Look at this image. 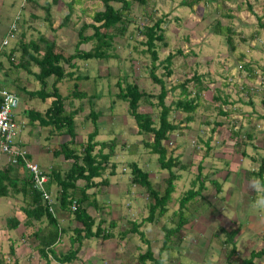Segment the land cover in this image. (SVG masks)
Returning <instances> with one entry per match:
<instances>
[{
    "label": "rangeland",
    "instance_id": "rangeland-1",
    "mask_svg": "<svg viewBox=\"0 0 264 264\" xmlns=\"http://www.w3.org/2000/svg\"><path fill=\"white\" fill-rule=\"evenodd\" d=\"M31 1L36 2L35 7ZM181 1L146 0L145 5L152 18L167 15L162 23L167 44L158 49V60L169 51H175V48L183 52V55L172 59L170 74H165L160 65L155 70L167 89L163 97L165 105L183 97L179 88L170 90V86L189 78L186 87L193 92L195 81L190 78L193 72L201 82L197 106L191 112L192 120L185 124L186 113L174 108L169 115L178 128L162 143L167 154L176 156L184 168H171L177 179L173 181L174 189L168 202H165L167 209L154 216L151 222L144 220L148 204L146 194L141 186L129 181L130 162H135L146 171L151 186L160 192L168 175L166 169L160 168L157 155L141 146L142 135L136 133L126 103L114 96L117 92L114 83L120 79L123 86L122 77L147 94H152V103H155L159 91L158 83L148 73L149 58L137 44L142 37L132 27L131 40L135 43V50H129V40L124 37L116 39L122 41L115 50L119 58L98 63L103 75L101 78L97 75L96 60L76 63L81 73H85L83 63L90 65L87 73H92L97 79L94 87L97 98L95 108L93 105L92 108L98 110L104 107L102 112L99 110V119H96L98 134L94 139L102 141L115 137L114 154L108 159V164H113V172L109 173L111 169L107 168L94 179L95 182L104 179V184L97 183L86 189L87 193L93 191L96 200V209L88 206L86 211L96 218L94 223L101 217L102 226H106L112 236L105 239L93 235L83 237L80 241L82 254L77 252L81 263L76 259L70 263H58L53 258H40L33 250L31 228H27L21 236L22 225L17 228H5L4 225L10 216L20 218V196H0V258L6 261L7 250L12 245L18 264H154L150 258L139 261L137 255L149 247L152 255L156 256L165 237L167 249L159 253L164 264H238L250 251H258L263 246L264 201L261 187L249 171H255L264 157V108L261 102L264 98V31L257 24V17L264 21V0H199L190 7L181 5ZM44 5L49 7L50 28L43 20ZM101 7L99 0H0V61L6 64L3 52L14 46L21 35L25 42L29 39L37 41L39 36L54 39L65 51L73 52L76 28L81 22H90L93 11ZM131 9L130 15L138 24L146 22L140 9L134 5ZM67 13V22L60 25ZM215 21L232 30V50L223 34L211 32ZM4 39L6 43L2 44ZM90 46L86 43L80 48L88 49ZM244 64L249 67V72L243 68ZM21 76L25 77L24 74ZM92 76L89 80L59 82V94L66 96L73 83H77L81 91L89 92ZM2 79L0 72V82ZM21 82L26 84V90L38 88L31 74ZM112 100L111 110L106 109ZM80 103L82 110L74 114L77 124L75 139L83 143L93 127L90 121L84 120L87 111L85 100L70 98V104H65V108L74 109ZM45 107L46 103L37 97L28 98L23 92L18 94L13 114L18 126L15 140L25 142L31 159L41 170H49L53 166L64 171L69 166V160L53 156L51 149L60 147L65 137L52 130L50 125L39 126L37 121L27 119V109L42 111ZM139 109L152 115L158 112L157 107H150L145 102L140 103ZM246 132L250 133L249 137ZM144 137L151 139L149 135ZM7 158L0 150V169L7 164ZM198 165L200 176L194 180ZM81 183V180L77 181V184ZM201 183L203 187L196 196L178 210L179 200L185 191L188 188L196 190ZM55 189L53 184L49 189L53 203ZM62 217V227L71 228L74 225L71 213H63ZM178 219L183 224L176 229ZM141 220L139 230L143 232V237L137 232L121 236V231L130 229L133 222ZM110 221L113 226L107 227ZM69 233L65 232L63 241L54 247L56 253L64 252L69 246ZM226 238L228 241L224 243ZM232 247L234 253L228 254ZM262 252L254 255L255 264H264Z\"/></svg>",
    "mask_w": 264,
    "mask_h": 264
},
{
    "label": "trees",
    "instance_id": "trees-1",
    "mask_svg": "<svg viewBox=\"0 0 264 264\" xmlns=\"http://www.w3.org/2000/svg\"><path fill=\"white\" fill-rule=\"evenodd\" d=\"M51 1L56 2V0ZM99 1L102 7L93 11L90 17L91 21L81 22L76 28V42L74 43L73 52L65 51L54 39L39 36L37 41L29 39L25 42L23 35H21L16 40L14 46L8 51L3 52L6 64L0 61V72L3 75V79L0 82V89L11 92L16 97L17 102L20 92L25 93L28 98L37 97L45 102L46 107L42 111L27 109V119L31 122L37 121L39 126L50 125L53 127L52 130L59 132L65 137L63 142L60 143V147L51 149V154L53 156H61L64 160H69L68 168L61 171L60 169H54L52 166L49 170H43L47 175L44 189L50 193L49 189L51 185L53 184L56 187L54 190V203L48 204L42 198L41 192L32 187L30 175L24 168L22 160L19 157L15 163L8 160L7 164L0 169V196L18 194L22 203L18 207L20 210V218L17 216L6 218L4 222L5 228H17L19 225H22L24 229L20 233L21 236L27 228H31L29 233L33 239L32 242H34L33 250L36 255L46 260L53 258L58 263H70L77 259V252L83 237L93 235L105 239L112 236L106 229V226H102L101 217L94 223L96 218L86 211L88 206L96 209V200L93 198L94 193L93 191L87 193L86 189L97 185V183L104 184L106 180L101 179L95 182L94 179L99 177L101 172L107 170V168L110 167L111 169L109 173L113 172V164H108V159L110 155L114 154L115 137L114 139L102 141L94 139L98 134V127L95 125L96 119L99 117V110L104 107L98 110L92 108L97 98V93L94 89L97 79L96 76L91 75L92 73H87L90 65L83 63L85 73H81L78 71L76 63L78 61L84 62L94 59L96 60V66H98L100 61L106 62L108 59H118L119 56L115 50L117 45L121 46L122 41H117L116 39L123 37L129 40L127 41L130 44L129 50L134 51L135 43L131 40L132 31H130L132 27L135 28L136 34L142 37L137 44L141 46V52L149 58L148 73L150 78L158 83L159 91L155 96L156 101L152 103L151 98H154L152 94H147L145 91L140 90L135 83L126 82L125 77H122L124 81L123 86L120 84V79L114 83L117 87V92H114V96L116 100L126 103L127 113L132 117L136 127L135 131L137 134L142 135L140 141L141 146L148 152L156 154L160 168L167 170L168 175L165 179V185L160 192L151 186L146 171L142 170L135 162H130L129 164L130 183L141 186L148 200L147 215L144 218L148 222H151L155 219L154 216H159L167 209L165 202H168L170 193L174 189L173 181L177 179V174L171 168H184V165L182 166L179 163L176 156L170 153L167 154L166 147L162 143L168 139L171 132L178 128V124L169 119V115L172 112L171 109H178L186 113L184 117L185 124L191 121V112L197 106V92L201 86L198 75L193 72L190 77L195 81L192 85L193 92L189 91L186 87V83L190 79H184L176 85L170 86V90L179 88V94L183 97L177 98L165 105L163 97L167 89L160 75H156L155 70L160 65L165 74H170L172 71L170 67L172 59L177 55H183V52L179 48H175V51H169L164 58L158 60V49L165 47L167 44L162 27L164 18L167 15L164 14L152 18L150 13H147L145 10L146 0ZM198 1L182 0L180 4L190 7ZM113 3H116V5H113ZM31 4L33 7L36 6L35 1H31ZM131 5H134L136 9H140V14L145 17L146 22L138 24L135 18L131 17ZM42 8L44 10L43 20L50 28L49 7L48 5H44ZM31 16L34 17V14H31ZM68 17L69 14L67 13L59 24H65ZM147 22H150V24ZM257 24L264 31V21H261L259 17H257ZM211 32L214 34H223L229 49H233L231 38L232 30L230 27H223L218 21H215L211 26ZM86 43H90L91 45L88 49L80 48L81 44ZM124 46L127 48V45L124 44ZM243 68H247L248 72L250 71L249 67L245 64ZM97 72V75L101 78L103 75L100 72L99 66ZM21 74L25 75L24 78L29 74L33 75L34 80L38 84V88L35 90H26V84L21 82L24 80ZM91 76L92 81L91 83L89 82V85H91L89 92L81 91L77 87V83H73L71 90H69L66 96L59 94L57 88L59 82L66 83L80 79L89 80ZM189 95H191L190 98H188ZM70 98L85 100L84 105L87 106V111L84 114V120L90 121L93 124L91 131L87 133L86 140L83 143L77 142L75 139L77 135V124L74 120V114L81 109V103L78 107H73L74 109H66L65 104H70ZM113 101H110L106 109L111 110ZM141 102L147 103L150 107H157V114L152 115L149 111L139 109ZM261 102L264 108V98ZM145 135H149L151 139H146L144 137ZM246 136L249 137L250 133L246 132ZM96 146L97 149H95ZM105 149L106 151H103ZM25 158L32 160L29 153H25ZM23 169L25 171L21 172ZM200 170L201 168L198 165L194 180L199 178ZM249 174L254 179L256 178L261 187V198L264 201V157L260 159L257 169L255 171H249ZM78 180H81L82 183L77 184ZM194 180L191 181V184H193ZM201 187H203L202 183L196 190L188 188L179 200L178 210L186 201L196 196ZM72 202L75 204V207L73 210H70L69 208ZM66 212L71 213L72 219L74 220V225L71 228L60 225L61 219L63 217L65 218L62 215ZM142 222L143 220L133 222L130 229L121 231V236L124 237L128 232H137L139 236L143 237V232L139 230ZM179 222L175 226L176 229L183 224V221L182 223ZM93 226L94 228L92 229ZM111 226H113L112 221L108 222L107 227ZM67 231H70L67 234L69 246L64 252L59 251L56 253L54 247L60 245L63 241V234ZM21 239L23 240L24 238ZM262 239L263 246L258 251H250L238 264H255L253 262L254 255L257 253L263 254L262 251H264V233L262 234ZM227 241V238L224 239V243ZM166 242V238H162V243L156 256L152 255L149 247H146L145 251L137 255L138 260L144 262L145 259L150 258L153 259L154 264H164L159 253L167 249ZM75 243L76 245L73 246ZM231 253H234V247L228 250V254ZM13 254L14 249L11 245L7 250L6 261L0 258V264H18V259ZM9 259L12 260L9 261Z\"/></svg>",
    "mask_w": 264,
    "mask_h": 264
},
{
    "label": "built area",
    "instance_id": "built-area-1",
    "mask_svg": "<svg viewBox=\"0 0 264 264\" xmlns=\"http://www.w3.org/2000/svg\"><path fill=\"white\" fill-rule=\"evenodd\" d=\"M5 43L6 41L4 39L2 44ZM16 105V97L11 92L0 89V150L7 155V161L9 160L15 163L18 157L22 160L24 168L30 175L32 187L39 190L42 198L48 204H51L53 200L50 198V194L44 189L47 175L35 162L25 158V153H28L23 146L25 142L15 140L18 136V126L13 116V110ZM74 207L75 204L72 202L70 209L73 210Z\"/></svg>",
    "mask_w": 264,
    "mask_h": 264
},
{
    "label": "crops",
    "instance_id": "crops-1",
    "mask_svg": "<svg viewBox=\"0 0 264 264\" xmlns=\"http://www.w3.org/2000/svg\"><path fill=\"white\" fill-rule=\"evenodd\" d=\"M25 145V144H24ZM23 145V146H24ZM24 148H25V150H27V152H28V149H27V147L26 146H24ZM29 153V152H28ZM32 157V156H31ZM33 161V160H32ZM34 162V161H33ZM43 171V170H42ZM44 172V171H43ZM144 242L146 243V239H144ZM80 248L81 247H79V250H78V253H80ZM80 254H82V253H80ZM77 261H79L80 263H81V259L79 258V256H77V259H76Z\"/></svg>",
    "mask_w": 264,
    "mask_h": 264
},
{
    "label": "clouds",
    "instance_id": "clouds-1",
    "mask_svg": "<svg viewBox=\"0 0 264 264\" xmlns=\"http://www.w3.org/2000/svg\"><path fill=\"white\" fill-rule=\"evenodd\" d=\"M70 209V208H69ZM71 210V209H70Z\"/></svg>",
    "mask_w": 264,
    "mask_h": 264
}]
</instances>
